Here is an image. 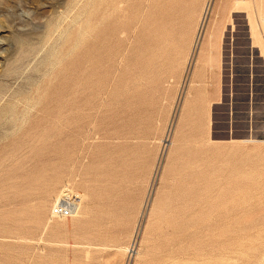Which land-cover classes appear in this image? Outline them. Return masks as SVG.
I'll return each mask as SVG.
<instances>
[{"label":"rangeland","instance_id":"rangeland-1","mask_svg":"<svg viewBox=\"0 0 264 264\" xmlns=\"http://www.w3.org/2000/svg\"><path fill=\"white\" fill-rule=\"evenodd\" d=\"M205 2L0 0V264H264V57L234 0L191 55Z\"/></svg>","mask_w":264,"mask_h":264},{"label":"bare ground","instance_id":"bare-ground-1","mask_svg":"<svg viewBox=\"0 0 264 264\" xmlns=\"http://www.w3.org/2000/svg\"><path fill=\"white\" fill-rule=\"evenodd\" d=\"M214 1L215 0H206V2H205L204 8H203V12H202L201 17H200V23L197 26L198 29H197V32H196L195 37H194L191 55H193L194 51H197L199 48H201V45H202V43L204 41L206 23L208 21L209 15H210V13L212 11V7H213ZM234 1H235L234 2V12L244 11L247 14H249L248 18L250 19L251 29L253 30V32H255V29H256L255 28V21L253 19L252 14L248 11V5H249L248 1L247 0H234ZM252 2H253V5H254V10H255V12H256V14L258 16V20H259L260 25L262 27L263 26L262 23H264V16L262 14V9L264 7L261 9V5H262L261 1H260L261 4H259L258 0H252ZM193 32L191 31L190 37L193 36ZM257 44H258V42H257ZM259 45L261 46V43ZM242 142L261 143V142H264V139L258 138V135H252V136L250 135V138L243 139ZM80 211H81V206H80ZM78 214H76V215H78ZM76 215H74V216H76ZM54 218H56V217H54ZM58 218H63V217H58Z\"/></svg>","mask_w":264,"mask_h":264},{"label":"built area","instance_id":"built-area-1","mask_svg":"<svg viewBox=\"0 0 264 264\" xmlns=\"http://www.w3.org/2000/svg\"><path fill=\"white\" fill-rule=\"evenodd\" d=\"M82 193L72 186L65 187L54 199L51 214L58 217H69L79 213Z\"/></svg>","mask_w":264,"mask_h":264},{"label":"crops","instance_id":"crops-1","mask_svg":"<svg viewBox=\"0 0 264 264\" xmlns=\"http://www.w3.org/2000/svg\"><path fill=\"white\" fill-rule=\"evenodd\" d=\"M258 1H259V4L262 3V5H261V9H262L264 7V0H258ZM260 1H261V3H260ZM239 12L246 14V12H244V11H239ZM262 14L264 16V8L262 9ZM255 15H256V22H255V28L256 29H255V32H253V30L250 28V39H251L250 43H251V47H257L259 49V51L262 52V56L264 57V48H263L264 47V32H263L264 31V23H262V25H263L262 26L263 28H262L261 25H260V22L258 20L257 14H255ZM254 18L255 17H253V19ZM254 21H255V19H254ZM257 42H258V44H257ZM260 43H261L262 47L259 45ZM200 76H202L204 78L205 77V73L204 74H200ZM262 109H264V108H262ZM200 110H201L200 113L202 114V116L204 118V122L206 124H207V122L209 123L210 122V113L207 114L205 110H203V109H200Z\"/></svg>","mask_w":264,"mask_h":264},{"label":"water","instance_id":"water-1","mask_svg":"<svg viewBox=\"0 0 264 264\" xmlns=\"http://www.w3.org/2000/svg\"><path fill=\"white\" fill-rule=\"evenodd\" d=\"M2 128L6 131H9L11 129V125L5 124Z\"/></svg>","mask_w":264,"mask_h":264}]
</instances>
